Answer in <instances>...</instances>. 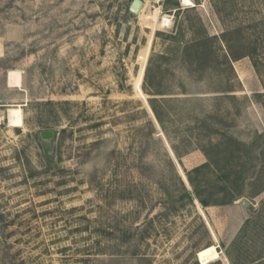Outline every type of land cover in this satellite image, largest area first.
<instances>
[{
	"label": "rangeland",
	"instance_id": "rangeland-1",
	"mask_svg": "<svg viewBox=\"0 0 264 264\" xmlns=\"http://www.w3.org/2000/svg\"><path fill=\"white\" fill-rule=\"evenodd\" d=\"M133 1L0 0V264H264L260 160L225 204L214 168L192 174L212 205L178 178L221 130L264 132V0Z\"/></svg>",
	"mask_w": 264,
	"mask_h": 264
},
{
	"label": "trees",
	"instance_id": "trees-1",
	"mask_svg": "<svg viewBox=\"0 0 264 264\" xmlns=\"http://www.w3.org/2000/svg\"><path fill=\"white\" fill-rule=\"evenodd\" d=\"M172 5L174 8H176V11H179L181 9L180 1L174 0L172 1ZM225 38H227V34H223ZM217 39V37L212 36H203V38L196 40L190 46L187 48L189 50L190 48H196L197 50V56H201L207 53L205 51V42H211L213 40ZM228 53L225 54V62L232 68V60H237L241 58L242 56L240 54H237L234 47L228 43L227 46ZM212 52V50H208ZM246 55V54H245ZM250 55V54H249ZM196 56V57H197ZM193 62V61H192ZM154 94H158V92H154ZM163 94V93H162ZM260 95V94H257ZM229 99L233 100L235 98L234 95H228ZM166 103H169L172 101V98H162ZM188 98L182 99L183 101L187 100ZM159 99L157 97L150 98V106L153 110L155 117L157 118L158 122L160 123L164 133L168 136L173 151L175 152V155L179 160L182 158V152L179 151V149L174 145V143L171 141L169 132L167 130L165 120L163 118V114L161 112V107L159 106ZM264 106V102L262 103ZM197 120L201 118H196ZM149 125L152 128V131L155 130L154 123L152 120L148 121ZM204 125V122L202 121L201 126L199 128H202ZM264 138V132H257L255 139L251 141L250 143H244L238 140L237 138L233 137L228 133V131H225L224 129L221 130V138L218 142L212 143L210 142L208 146H201V150L206 154V156L209 158V161L195 167L192 171L187 172L188 179L192 185V188H188L184 180L181 176H178L179 181L182 185V195L183 198L187 199L190 203H193L195 199L199 200L203 205L208 206L214 204V200H211L207 198L205 195V191L202 190L203 188H206L204 184L197 183L193 177L192 174L195 172H203L207 167L214 168L212 169L214 173L217 172V176L219 177V180L224 183L223 186V192L227 195V199L222 200L221 202L216 201V204H225L232 202L237 198L239 194H241L242 186L245 185L246 180L250 174V171L257 166V161L260 160L261 169L260 173L264 172V152L260 151L257 156L255 154V147L258 144V139ZM256 155V156H255ZM254 173V172H253ZM184 178V177H183ZM206 183H208L206 181ZM209 197V196H208Z\"/></svg>",
	"mask_w": 264,
	"mask_h": 264
},
{
	"label": "water",
	"instance_id": "water-1",
	"mask_svg": "<svg viewBox=\"0 0 264 264\" xmlns=\"http://www.w3.org/2000/svg\"><path fill=\"white\" fill-rule=\"evenodd\" d=\"M143 7V1L142 0H134L132 5H131V10L134 11V12H139L141 10V8ZM151 108V107H150ZM152 110V109H151ZM42 135V138L43 139H46V140H49V139H52L53 136H54V132L51 131V130H45L41 133ZM171 148V147H170ZM171 151H172V154L174 155V152L171 148ZM184 172V171H183ZM187 178V177H186ZM188 180V179H187ZM248 200H243L242 201V205L244 207H248Z\"/></svg>",
	"mask_w": 264,
	"mask_h": 264
},
{
	"label": "bare ground",
	"instance_id": "bare-ground-1",
	"mask_svg": "<svg viewBox=\"0 0 264 264\" xmlns=\"http://www.w3.org/2000/svg\"><path fill=\"white\" fill-rule=\"evenodd\" d=\"M182 1L184 4L194 5V2L192 0H182ZM147 18L151 20L153 23H156L158 20V11H155L151 16H148ZM142 78H143V69H142L140 77L137 80V88L140 93L142 92V87H141ZM150 111L153 112L151 109ZM184 179L187 180V178H184Z\"/></svg>",
	"mask_w": 264,
	"mask_h": 264
}]
</instances>
